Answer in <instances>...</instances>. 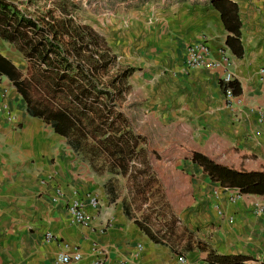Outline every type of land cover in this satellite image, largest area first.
Wrapping results in <instances>:
<instances>
[{
  "label": "crops",
  "instance_id": "crops-1",
  "mask_svg": "<svg viewBox=\"0 0 264 264\" xmlns=\"http://www.w3.org/2000/svg\"><path fill=\"white\" fill-rule=\"evenodd\" d=\"M232 1L240 9L242 56L226 45L231 33L213 0L52 4L47 13L56 11L60 27L72 18L73 27L99 34L100 51L115 60L108 69H132L115 89L131 102L105 117L111 107L105 99L63 135L32 115L13 80L1 74L0 264H90L96 246L106 251L104 264H183L181 258L207 264L211 252L264 262V214L254 211L264 195L224 187L186 156L196 150L226 157L231 148L229 158L246 151L257 156L255 165L264 160V122L254 110L264 108V0ZM202 35L214 59L227 47L242 103L228 104L221 68L184 71L188 46ZM7 42L0 35V53L30 78L4 51ZM58 185L68 198L98 196V208L86 204L89 227L74 222L67 201L55 198ZM77 250L82 260H59Z\"/></svg>",
  "mask_w": 264,
  "mask_h": 264
},
{
  "label": "trees",
  "instance_id": "trees-1",
  "mask_svg": "<svg viewBox=\"0 0 264 264\" xmlns=\"http://www.w3.org/2000/svg\"><path fill=\"white\" fill-rule=\"evenodd\" d=\"M212 4L220 11L225 27L231 33L227 36L226 45L235 55L242 56L239 4L232 0H213ZM50 15L52 17L49 18L46 15L32 17L18 5L0 0V35L16 44L29 60L42 67L30 78H22L23 73L16 64L0 53V74L13 80L32 115L43 118L58 133L66 135L79 117L87 119L93 107L104 105L105 99L111 107L102 115H111L113 106L110 101L114 93L99 88L97 73L103 68L106 70L108 64L115 60L113 57L106 60V53L100 51L102 39L93 29L73 27L72 18L66 20L65 27H60L58 18ZM131 73L132 69H126L112 82L116 84ZM230 85L235 94H240L237 80ZM35 87H39L41 93H37ZM230 149H227L226 157L222 152L208 155L196 150H186V156L201 165L210 178L222 186L237 188L241 194L264 195V160H258L255 165L257 156L246 151L229 158ZM204 259L207 264H257L248 256L215 252L204 256Z\"/></svg>",
  "mask_w": 264,
  "mask_h": 264
},
{
  "label": "built area",
  "instance_id": "built-area-1",
  "mask_svg": "<svg viewBox=\"0 0 264 264\" xmlns=\"http://www.w3.org/2000/svg\"><path fill=\"white\" fill-rule=\"evenodd\" d=\"M212 49L206 35H202L201 39L191 43L187 49V56L184 62V71L189 72L190 70L197 67H219L223 70L221 81L222 87L228 101V104L233 105V101L237 98L238 103H242V98H239L237 94L233 92V87L230 83L234 80V73L230 70L231 58L228 53L227 47L220 48V59H214L211 55ZM4 80L3 75L0 74V82ZM259 113L260 121L264 122V108L254 107ZM12 120L16 119L14 114L10 117ZM66 190L58 185L55 187V198H64L67 201V209L71 213L74 222L89 227L92 223L93 217L86 211V204L89 203L92 207H99V199L97 195L89 193L86 198L80 197H66ZM240 195H232L231 201H236ZM255 208L258 213H264V206L261 204H256ZM53 233L49 232L47 238H53ZM95 258L90 262V264H104L106 261V251L100 247H94ZM83 258L81 251L77 250L74 253H64L61 254L59 260L65 263L71 261H80ZM181 262L185 264L186 259L181 258ZM121 264H127L126 261Z\"/></svg>",
  "mask_w": 264,
  "mask_h": 264
},
{
  "label": "rangeland",
  "instance_id": "rangeland-1",
  "mask_svg": "<svg viewBox=\"0 0 264 264\" xmlns=\"http://www.w3.org/2000/svg\"><path fill=\"white\" fill-rule=\"evenodd\" d=\"M21 8L29 11V13H35V11L40 12L42 15H46V17H52L49 13H47V10L50 9V7H53L52 4L55 3L56 0H14ZM82 2V1H81ZM81 2L79 4H81ZM78 3V2H77ZM72 6V4L68 3L67 6ZM78 5V4H77ZM78 7V6H77ZM56 11L52 13L53 16L56 18L60 17L56 15ZM5 46L3 47L4 51L12 56L16 63L23 69L24 72H26L28 75L31 74H36L38 73L42 67H38L37 64H34L31 60L28 59V57L25 56V54L19 50L18 46L14 43H4ZM78 60H75V65H77ZM111 69L113 71H111ZM259 72L261 74H264V65L260 68ZM97 76V82L99 83V86L101 88H106V89H111L112 93H114V97L111 99V105L113 106V110L117 109L115 106L123 105L126 103H129L131 101L128 100V97L123 94L122 92L115 91L117 90L118 84H120L121 81L118 83L112 82L113 79L116 77L118 74L117 70L114 69V65L110 69H101L98 73ZM264 76H262L263 78ZM41 86V85H40ZM39 86V87H40ZM39 87H35V91L37 93H41V89ZM130 91V90H129ZM128 88H127V94L129 93ZM231 200V199H230ZM264 206L262 203H258ZM257 214H264V213H258V210L255 208L254 210Z\"/></svg>",
  "mask_w": 264,
  "mask_h": 264
}]
</instances>
